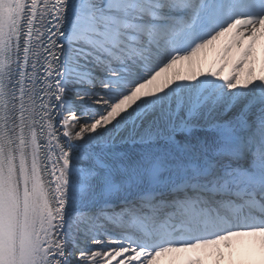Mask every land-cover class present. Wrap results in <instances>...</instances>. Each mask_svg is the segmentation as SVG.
Instances as JSON below:
<instances>
[{
	"label": "snow or ice",
	"instance_id": "1",
	"mask_svg": "<svg viewBox=\"0 0 264 264\" xmlns=\"http://www.w3.org/2000/svg\"><path fill=\"white\" fill-rule=\"evenodd\" d=\"M0 264H264V0H0Z\"/></svg>",
	"mask_w": 264,
	"mask_h": 264
},
{
	"label": "bare ground",
	"instance_id": "2",
	"mask_svg": "<svg viewBox=\"0 0 264 264\" xmlns=\"http://www.w3.org/2000/svg\"><path fill=\"white\" fill-rule=\"evenodd\" d=\"M215 59H216V56L214 53H210L208 55L207 60H206L205 65H204L205 70H207V68L210 67L214 63Z\"/></svg>",
	"mask_w": 264,
	"mask_h": 264
}]
</instances>
